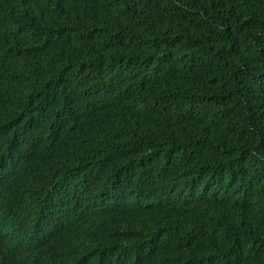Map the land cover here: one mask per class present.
Returning <instances> with one entry per match:
<instances>
[{"label": "trees", "instance_id": "1", "mask_svg": "<svg viewBox=\"0 0 264 264\" xmlns=\"http://www.w3.org/2000/svg\"><path fill=\"white\" fill-rule=\"evenodd\" d=\"M9 179L1 264H264V0H0Z\"/></svg>", "mask_w": 264, "mask_h": 264}, {"label": "water", "instance_id": "2", "mask_svg": "<svg viewBox=\"0 0 264 264\" xmlns=\"http://www.w3.org/2000/svg\"><path fill=\"white\" fill-rule=\"evenodd\" d=\"M41 137H42V131H38L35 134H33L32 139L37 140L38 138H41ZM17 147H18L17 144L13 145V149L14 150ZM6 155L9 157V155H13V154L11 152L10 153L9 152H6ZM36 158H39V157L36 156ZM9 164H11V163H9ZM53 166L55 167L56 165H53ZM57 167L59 168L60 165L57 164ZM18 183H19L18 179H9V184L6 187V190L5 191H0V193H2V195L0 197V206L2 204H5L6 205V204H8V202L15 204V202L12 199H10V198L12 196H14L16 193H19L20 196H24V194L22 193V190H17L16 191L17 186H18ZM52 187H54V185L49 187V189L51 190V192L53 191ZM49 189H41V190L38 189L36 191V193L34 194V196L32 197L33 198L32 199L33 200V203L32 204H42L43 203L42 202V199L50 194ZM115 193H117V192H115ZM128 194H131V192H128ZM54 201H55L54 202L55 206H60L59 204L61 202L62 203L65 202L64 199H62V200L61 199L60 200L57 199V195H54ZM130 202L140 203V202H147V201H139V200H133V201H125V200L115 201L114 203L118 204L119 206H116V205L112 204L111 206L108 207V215H109V217L113 213H115L116 211H125V213H127V211H130V212H138L140 209L135 208L133 205L132 206H128V204H130V205L132 204ZM41 206H43V205H41ZM61 212L63 213V210H60V211H56L55 210V212L52 213V214L56 215L55 218L52 221H50L51 224L53 225V227H48L45 230L38 228L37 231L48 233V232H53V231L57 232V231L62 230V228H65V225L68 223L69 218L59 219V215L61 214ZM94 212H96V211H93L92 209L85 210L84 212L80 213L79 216L80 217L81 216L93 217L94 216L93 215ZM36 213L37 214H40V212H36ZM2 221H4V220H2ZM13 221H14V219H11L10 220V222H13ZM90 222H91V220L90 219H87V222H86L87 224L84 225V231H87L90 228L89 227ZM0 224H1V222H0ZM6 224H7V226L9 225V223H6ZM7 226L0 227V228H4V229L8 230V232L7 231H1L0 230V234L7 235L9 237V234L8 233L11 232L12 230L9 229V227L7 228ZM51 228H53V229H51ZM27 234H31V233L28 232ZM79 234L80 233H78V232L75 231L72 235L68 236L66 239L63 240L64 241L63 244L69 250L70 257L76 251V249H79L80 246L82 245V238H81V236ZM26 235L22 238L21 247L22 246H30L31 245V246H34V249H35V246H38V244L40 243V241H42V239H43V237H41V236L40 237H36L35 236L33 238H28ZM9 241L15 243V241L13 240V238H9ZM28 243H32V244L28 245ZM12 248H14V249H12ZM5 250H7V249H4V251ZM8 250L9 251L15 250V251H13L9 255L10 257L3 258L2 264H24V263L25 264H28V262H32V264H36V263H34L36 261H39V263H37V264H45L44 263V259H39L37 256H35V255H37L35 253L31 254V253H29L27 251H25L23 253L22 252L18 253L19 252V247L17 246L16 243H15L14 246L9 247ZM0 257H1V255H0ZM27 258L30 261H26ZM1 260H2V258H1ZM0 264H1V261H0Z\"/></svg>", "mask_w": 264, "mask_h": 264}, {"label": "bare ground", "instance_id": "3", "mask_svg": "<svg viewBox=\"0 0 264 264\" xmlns=\"http://www.w3.org/2000/svg\"><path fill=\"white\" fill-rule=\"evenodd\" d=\"M130 203L134 204V202H130ZM147 203L152 204L153 202H147ZM3 229H4V228H3ZM5 231L8 232V230H6V229H5ZM13 251H15V250L9 251V253L11 254ZM41 255H43V254H38V255H35V256H41ZM26 261H30V260L27 258ZM35 263L37 264V263H39V262H35ZM24 264H25V263H24ZM28 264H32V262H28Z\"/></svg>", "mask_w": 264, "mask_h": 264}]
</instances>
